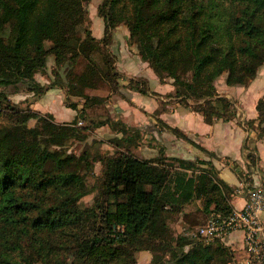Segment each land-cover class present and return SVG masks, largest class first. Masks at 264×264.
Wrapping results in <instances>:
<instances>
[{"label": "trees", "instance_id": "obj_1", "mask_svg": "<svg viewBox=\"0 0 264 264\" xmlns=\"http://www.w3.org/2000/svg\"><path fill=\"white\" fill-rule=\"evenodd\" d=\"M90 3L0 0V116L12 112L8 123L0 124V264H130L140 249L151 251L157 264L160 251L169 255L167 264H232L234 251L221 238L174 235L169 223L171 215L180 219L198 201L208 217L232 213L229 187L211 161L168 157L165 148L155 158H140L126 144H138L140 132L111 119L92 121L76 129V139L85 140L92 127L107 123L123 136L114 140V153L100 158L94 207L76 215L67 206L90 191L80 172L89 165L87 153H70L63 142H50L46 126L53 114L19 108L12 97L25 87L40 99L66 82L67 98L84 100L82 109L66 101L78 111L70 122L77 125L92 105L88 89L101 83L112 92L121 87L110 46L114 30L125 24L160 80H174L179 102L208 122L233 119L236 101L221 96L216 82L227 74L228 85H247L264 66V0H102L98 16L105 31L100 39L87 26ZM94 51L102 54V66L91 56ZM51 56L55 80L46 86L36 74L47 68ZM81 58L88 65L78 73ZM141 84L145 80L129 86L146 94ZM257 110L258 118L248 124L258 121L261 139L264 97ZM248 158L255 163L253 151Z\"/></svg>", "mask_w": 264, "mask_h": 264}, {"label": "crops", "instance_id": "obj_2", "mask_svg": "<svg viewBox=\"0 0 264 264\" xmlns=\"http://www.w3.org/2000/svg\"><path fill=\"white\" fill-rule=\"evenodd\" d=\"M104 31L105 23L99 16L94 36L100 39ZM128 38L129 31L120 26L114 33L111 46L116 55L117 69L122 75L119 90L112 92L109 88H103V91L95 89L88 92L93 98L92 107L100 109L96 116L99 114L101 119H111L110 123L120 122L132 131L140 132L142 140L138 144L126 142L140 158H155L165 148L168 157L211 161L219 177L229 187L233 209H243L248 203L249 191L264 187V137L258 138V121L248 124V121L258 118L257 104L264 97L263 72L247 85H228L226 78L216 82L221 96L236 101L237 113L230 120L215 118L208 122L202 113L179 102L174 96V80L165 78L161 81L150 64L141 58L138 49L129 46ZM139 79L145 80L141 87L147 88L146 94L129 86ZM63 95L65 91L61 87L51 88L31 107L53 114L56 122L70 123L78 111L64 103ZM61 107L65 109L60 110ZM82 108L83 104L79 103L78 109ZM110 123L95 127L97 136L122 138V132L114 131ZM169 127L179 129L187 139L178 136ZM245 143L248 149L244 148ZM108 145H111L110 142ZM250 151L256 157L254 164L248 158ZM259 216L264 223V210ZM207 220L208 215L201 210L198 201V204L185 208L178 226L181 231L190 226L197 228L206 224ZM244 237L243 230H235L221 240L234 251L232 264H258L248 261Z\"/></svg>", "mask_w": 264, "mask_h": 264}, {"label": "rangeland", "instance_id": "obj_3", "mask_svg": "<svg viewBox=\"0 0 264 264\" xmlns=\"http://www.w3.org/2000/svg\"><path fill=\"white\" fill-rule=\"evenodd\" d=\"M102 0H91V3L88 7L89 9V16H90V21L88 22L87 26L89 27V29L91 30L92 34L94 35V29L97 30V24H98V5L99 3H101ZM73 24H77L78 23V19L73 18L72 20ZM123 26L124 28H127V30L129 31L128 27L125 24H120L118 27ZM83 27L85 28V26L83 25ZM82 27V28H83ZM117 27V28H118ZM116 28V29H117ZM116 29L114 30V33L116 31ZM113 41H114V36H113ZM129 46H134L137 48V45L135 43H132L130 40V31H129ZM47 46H49V42L46 43ZM113 44V43H112ZM111 44V46H112ZM110 46L112 52H113V48ZM114 54V52H113ZM115 55V54H114ZM91 56L93 57V59H95L96 62H98L101 66L104 63L103 60V56L102 54H100L97 51H94ZM116 56V55H115ZM88 65V61L85 58H81L80 62L76 65L75 67V72L81 73L84 71V69H86ZM54 67H55V61H54V57L51 56L49 58L48 61V66L45 70H42L41 72H39L38 74H36V79L39 81V83L49 86L51 85L52 81L55 80V75H54ZM59 71L61 72L62 75H64L63 73V68H60ZM263 72V76H264V66L261 67L258 76L260 75V73ZM262 75V74H261ZM227 76V74H223L218 80H222L225 79ZM257 76V77H258ZM64 77L60 78L61 80ZM59 79V80H60ZM60 80V82H61ZM66 83V82H64ZM64 83H61L59 87H61L62 89H64L65 91V95H63V100L64 103L66 104L69 102H78L83 104L84 100L80 97H75V96H71L67 98L66 95V87L63 86ZM103 85H107L105 83H101L100 86L96 89L99 91H103V88H109V86H103ZM102 86V87H101ZM110 89V88H109ZM14 89H10V91H13ZM95 89H88L87 93L90 91H94ZM16 97H12L13 101H15L17 103V105L19 106V108H28L32 105V103L34 101H36L35 96H33L32 92H30L28 89H26L25 87L21 88L20 92L15 95ZM17 98V99H16ZM100 108V107H99ZM65 108L61 107L60 110H63ZM100 111V109H95L94 107H92V105L90 107L86 108V119H81L79 121V123L77 125L74 124H70L67 122H56L55 119H50L48 118V122H47V134L49 135V141L52 143H56V142H63L65 144V148L67 150H69L70 153H75L77 155H81L82 153H87L88 157H89V165L85 166L84 164L81 166L80 168V172L82 173V175L85 176L87 184L89 185L90 191L89 193L83 197L81 200L74 202L70 205L67 206L68 209H70L71 211H73L76 215H80L82 214L84 211L86 210H90L94 207V203H95V199L98 196V186L100 184V179H101V175H102V161L100 160L101 157L108 155V154H112L117 150V147H115L114 145V140L115 138H106V137H102L99 138L96 134L95 129L92 127L91 130L88 131V137L85 140H78L76 139V129L85 127V126H91L92 121L97 122V121H102V120H106V118L101 119L100 116L98 114V116H96V114ZM11 114L12 112H7V114L0 116V124L2 123H8V121L11 119ZM65 115V114H64ZM92 117L96 118V119H92ZM105 117V116H104ZM110 142L111 145H108ZM108 146H110L111 148H108ZM202 203V202H200ZM171 218H169V223H170V227L172 229V233L174 235L178 234V233H188L190 231H192L194 228L192 226L187 227V229L185 230H180L181 228L178 226V222L180 221V219H178L175 215H171ZM197 224H201V222H198ZM159 255L162 257L160 264H167L166 260L168 259L169 255H167V253L165 251H160ZM153 259V253L151 251H149L148 249H140L138 251H136L134 257L131 260L130 264H157L152 262Z\"/></svg>", "mask_w": 264, "mask_h": 264}, {"label": "built area", "instance_id": "obj_4", "mask_svg": "<svg viewBox=\"0 0 264 264\" xmlns=\"http://www.w3.org/2000/svg\"><path fill=\"white\" fill-rule=\"evenodd\" d=\"M263 210L264 187H255L249 191V200L243 209L233 210L226 216L214 213L208 217L206 224L187 234L212 241L235 230H243L248 261L264 264V223L259 216Z\"/></svg>", "mask_w": 264, "mask_h": 264}]
</instances>
